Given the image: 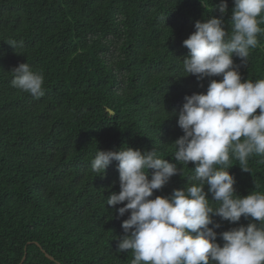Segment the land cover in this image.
<instances>
[{"label": "trees", "instance_id": "16d2710c", "mask_svg": "<svg viewBox=\"0 0 264 264\" xmlns=\"http://www.w3.org/2000/svg\"><path fill=\"white\" fill-rule=\"evenodd\" d=\"M219 3L0 0V264H19L25 253L22 264H131V250L116 251L130 213L120 217L123 204H106L120 190L118 162L100 176L91 161L97 149L128 146L156 149L177 163L171 143L183 135L177 114L184 96L208 86L207 78L185 76L183 41L196 21L219 18ZM227 3L223 19L231 34L233 0ZM257 39L247 64L233 56L243 80L264 79V32ZM10 41L22 46L15 50ZM26 62L43 73L39 99L11 85L9 71ZM194 166L177 163L183 175L172 176L152 198L183 189ZM247 166L243 171L230 154L236 195L264 194V157L253 154ZM213 219L221 224V246L219 233L258 223Z\"/></svg>", "mask_w": 264, "mask_h": 264}, {"label": "clouds", "instance_id": "9594fccd", "mask_svg": "<svg viewBox=\"0 0 264 264\" xmlns=\"http://www.w3.org/2000/svg\"><path fill=\"white\" fill-rule=\"evenodd\" d=\"M233 5L231 34L223 19L228 3L220 0L214 7L219 18L196 21L195 31L183 41L189 50L182 57L185 76H195L198 82L208 79L206 92L185 95L177 114L183 135L171 143L175 148L171 157L178 164L195 165V174L187 178L185 187L152 198L154 190H161L172 176L183 175V168L158 156L156 149H97L91 161L92 171L100 176L113 161L118 162L120 190L111 191L106 204H123L118 209L120 217L130 213L122 221L123 235L117 238L116 251L131 250V264H264V194L236 195V181L227 167L230 154L245 172H249V157H264V79L243 80L240 65L233 60L236 56L247 64L250 49L257 46V35L264 32L260 27L264 0H233ZM7 43L15 50L22 46L16 41ZM9 72L12 87L36 99L45 95L43 73L34 71L28 62ZM216 216L230 224L242 216L258 223L219 233L224 241L221 246Z\"/></svg>", "mask_w": 264, "mask_h": 264}, {"label": "water", "instance_id": "95a60500", "mask_svg": "<svg viewBox=\"0 0 264 264\" xmlns=\"http://www.w3.org/2000/svg\"><path fill=\"white\" fill-rule=\"evenodd\" d=\"M46 255H47V257H49L50 259H54V258H53L51 255H49L48 253H46ZM25 258H26V253H25L23 259L21 260V262H20L19 264H22L23 261L25 260Z\"/></svg>", "mask_w": 264, "mask_h": 264}]
</instances>
